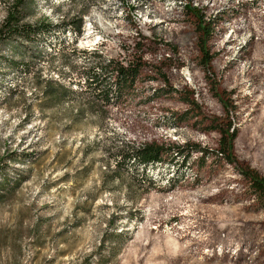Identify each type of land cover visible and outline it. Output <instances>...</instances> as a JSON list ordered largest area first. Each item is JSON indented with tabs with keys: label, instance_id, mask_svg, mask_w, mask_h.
I'll return each instance as SVG.
<instances>
[{
	"label": "rangeland",
	"instance_id": "rangeland-1",
	"mask_svg": "<svg viewBox=\"0 0 264 264\" xmlns=\"http://www.w3.org/2000/svg\"><path fill=\"white\" fill-rule=\"evenodd\" d=\"M187 1L213 28L235 155L264 176V0ZM18 2L20 24L48 28L0 42V264H264V207L230 166L198 168L197 153L181 167L116 165L145 143L216 147L200 118L224 110L183 0H0V26ZM94 50L141 58L130 96L112 76L107 103L84 86Z\"/></svg>",
	"mask_w": 264,
	"mask_h": 264
},
{
	"label": "trees",
	"instance_id": "trees-1",
	"mask_svg": "<svg viewBox=\"0 0 264 264\" xmlns=\"http://www.w3.org/2000/svg\"><path fill=\"white\" fill-rule=\"evenodd\" d=\"M17 6L12 12H9L0 26V42L18 38L22 41L29 42L32 38L43 37L44 32L48 26L20 24V19L17 16ZM185 12L192 15L195 19V32L197 35V49L200 53L198 64L205 74V79L208 83H214L216 92L213 90V96L219 100L223 110L224 116H209L208 118H200L201 122H208L206 126L207 131L215 132L218 135L216 147L208 149L201 147L198 144H185L182 146L172 145L164 146L154 143H145L141 147L131 148L126 153L119 154L116 165L120 163H131L146 169L165 162L171 166H177L180 159V167L186 165L192 154L197 153V167L210 160V164H216L218 167L221 164L230 166L236 174H238L246 187L249 196L257 203L264 207V176L257 170L251 168L248 164L241 162L235 155L234 142L237 136V129L234 123L229 119L230 110L233 109L231 101L224 100L223 95L218 92L219 84L214 80L212 61L213 55L210 54L208 48V41L213 35V28L210 22H205L202 13L199 10L185 6ZM79 31V26L78 30ZM99 59L94 60V63L86 67L82 71L84 86L89 89L94 98L98 101L107 103L110 101L112 95V87L109 84V78L113 77L114 91L117 98H126L130 96L133 85L138 80V77L144 70L143 62L140 57L126 61L125 63L114 61L112 59H101L97 50L93 52ZM164 82L166 79H163ZM79 82V81H78ZM45 95L52 96L55 94L65 93L63 88H46ZM171 91L175 92L171 89ZM71 92V91H70ZM181 102L196 111V114L201 115L199 105L194 101L190 94L178 92ZM190 96V97H189ZM229 102V103H227ZM201 164V165H199ZM198 250V248H197ZM226 249H221L218 253L219 258L226 256Z\"/></svg>",
	"mask_w": 264,
	"mask_h": 264
},
{
	"label": "bare ground",
	"instance_id": "bare-ground-1",
	"mask_svg": "<svg viewBox=\"0 0 264 264\" xmlns=\"http://www.w3.org/2000/svg\"><path fill=\"white\" fill-rule=\"evenodd\" d=\"M190 3H192V1H187V0H183V6L182 7H185V6H187V5H190ZM187 4V5H186ZM180 6V5H179ZM192 6H193V4H192ZM196 6V5H195ZM194 7V6H193ZM197 7V6H196ZM195 7V8H196Z\"/></svg>",
	"mask_w": 264,
	"mask_h": 264
}]
</instances>
